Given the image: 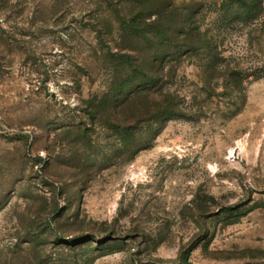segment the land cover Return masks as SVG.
<instances>
[{
  "label": "rangeland",
  "instance_id": "374dc122",
  "mask_svg": "<svg viewBox=\"0 0 264 264\" xmlns=\"http://www.w3.org/2000/svg\"><path fill=\"white\" fill-rule=\"evenodd\" d=\"M0 264H264V0H0Z\"/></svg>",
  "mask_w": 264,
  "mask_h": 264
},
{
  "label": "trees",
  "instance_id": "16d2710c",
  "mask_svg": "<svg viewBox=\"0 0 264 264\" xmlns=\"http://www.w3.org/2000/svg\"><path fill=\"white\" fill-rule=\"evenodd\" d=\"M58 3V2H57ZM189 48H191L190 50H197V47L196 46H190ZM157 54H159L161 51L160 50H156L155 51ZM165 57L163 58L161 55H159L158 58H154L153 59V62L156 64L158 63V71H156V75H153V76H146V78L148 80H151L153 81L150 85L151 86H156L158 85L160 87L159 91H158V94L157 96L159 97V99H162L159 103H158V106L160 107L159 110H158V113H157V116H159L161 122L169 119V118H172L174 116H176V112L170 108L169 106V100H166L163 96V88H161L162 86L160 85V82L162 81V77L164 76L163 73H162V70H163V67L162 65L165 63ZM134 70V69H133ZM150 89L146 87H141L139 89H137L136 91L132 92L131 90L128 92L126 98H125V101L126 100H129L133 97H139V96H145L144 98H147V96L149 95V92ZM118 95H116L115 97H113V99L111 100V107L112 109H115L116 108H119L123 105L124 103V99H121L120 101L118 102H115V98H117Z\"/></svg>",
  "mask_w": 264,
  "mask_h": 264
}]
</instances>
